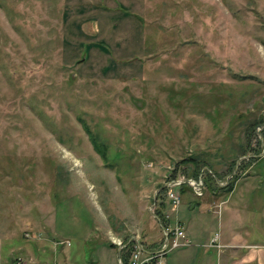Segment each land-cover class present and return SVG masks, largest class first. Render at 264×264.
I'll return each instance as SVG.
<instances>
[{"label":"rangeland","instance_id":"rangeland-1","mask_svg":"<svg viewBox=\"0 0 264 264\" xmlns=\"http://www.w3.org/2000/svg\"><path fill=\"white\" fill-rule=\"evenodd\" d=\"M263 134L264 0H0V264L264 254Z\"/></svg>","mask_w":264,"mask_h":264},{"label":"built area","instance_id":"built-area-1","mask_svg":"<svg viewBox=\"0 0 264 264\" xmlns=\"http://www.w3.org/2000/svg\"><path fill=\"white\" fill-rule=\"evenodd\" d=\"M192 189L196 197H202V182L201 181H185ZM183 181L178 180L168 185V200L170 204L177 208L180 205V198L175 187L180 186ZM163 243L161 247L154 252H146L141 243L136 238L131 244L132 251L129 256L127 264H164L166 255L174 249L188 246L185 230L182 224L176 223L172 228H162ZM116 243V242H115ZM119 251L126 247L120 242L115 244ZM118 264H124L121 259H118Z\"/></svg>","mask_w":264,"mask_h":264},{"label":"crops","instance_id":"crops-1","mask_svg":"<svg viewBox=\"0 0 264 264\" xmlns=\"http://www.w3.org/2000/svg\"><path fill=\"white\" fill-rule=\"evenodd\" d=\"M168 219L169 217L166 216ZM203 217L201 214L198 215H192L186 223V225L182 222L181 223L184 227L186 239L189 240H198L202 235L203 232L196 229V222L202 223ZM225 238H221V242L219 243L220 248L219 249V262L218 264H264V254L261 253L262 251H256L253 248L256 247L258 244H243L241 246L240 243H236V238L232 237L233 241L230 242V244L226 245L223 244ZM240 244V245H238ZM236 246H239L237 248ZM118 249V248H117ZM243 249V250H242ZM264 251V250H263ZM118 252H121L118 250ZM154 252V251H153ZM188 264H211L210 261H208V255H200L198 254H192L190 257V261H188Z\"/></svg>","mask_w":264,"mask_h":264},{"label":"trees","instance_id":"trees-1","mask_svg":"<svg viewBox=\"0 0 264 264\" xmlns=\"http://www.w3.org/2000/svg\"><path fill=\"white\" fill-rule=\"evenodd\" d=\"M263 139H264V134H263ZM228 191L229 192H231L232 190H231V188H228ZM156 216H157V218H158V220H159V222H160V224L162 225V227L163 228H166V218L164 217V215L162 214V212L160 213V211L159 212H157L156 213ZM181 224V223H180ZM183 226V225H182ZM162 245V244H161ZM130 247H131V244H129L126 248L128 249V250H130ZM121 260H122V262L124 263V264H127V255H121V258H120Z\"/></svg>","mask_w":264,"mask_h":264}]
</instances>
